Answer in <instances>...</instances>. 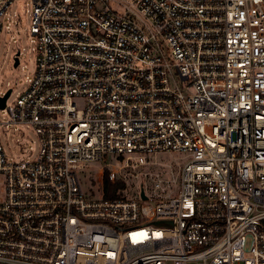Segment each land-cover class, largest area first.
<instances>
[{"label":"built area","instance_id":"built-area-1","mask_svg":"<svg viewBox=\"0 0 264 264\" xmlns=\"http://www.w3.org/2000/svg\"><path fill=\"white\" fill-rule=\"evenodd\" d=\"M31 5L34 74L0 127L39 150L0 142V264H264V0ZM169 151L176 177L127 196L123 169ZM108 154L124 188L87 194L77 169Z\"/></svg>","mask_w":264,"mask_h":264},{"label":"rangeland","instance_id":"rangeland-1","mask_svg":"<svg viewBox=\"0 0 264 264\" xmlns=\"http://www.w3.org/2000/svg\"><path fill=\"white\" fill-rule=\"evenodd\" d=\"M31 0H14L5 13L0 16L2 24L0 33V94L11 89L7 102L11 103L17 95L24 91L29 79L33 77L36 66L35 40L29 32ZM17 49L21 50L19 65L13 66V56ZM79 106L83 105V99L77 98ZM7 119V113L0 109V121ZM0 142L8 161L28 159L36 157L39 150L38 138L35 132L29 128L9 125L0 127ZM189 158L188 151H169L150 153L149 162L132 169H123V172H131L127 177V196H136L141 184L146 189L153 191V180L158 174L164 180H172L176 177L178 168ZM117 154H108L105 161L81 163L77 169L81 187L88 193L103 192L104 162L112 163L116 167L124 162L120 161ZM136 174V177L134 176ZM151 174V175H150Z\"/></svg>","mask_w":264,"mask_h":264},{"label":"trees","instance_id":"trees-1","mask_svg":"<svg viewBox=\"0 0 264 264\" xmlns=\"http://www.w3.org/2000/svg\"><path fill=\"white\" fill-rule=\"evenodd\" d=\"M103 184V195L105 197H114L120 194V190L124 188L125 183L121 180L109 181L107 177V170H104Z\"/></svg>","mask_w":264,"mask_h":264},{"label":"water","instance_id":"water-1","mask_svg":"<svg viewBox=\"0 0 264 264\" xmlns=\"http://www.w3.org/2000/svg\"><path fill=\"white\" fill-rule=\"evenodd\" d=\"M19 55H20V49H17L14 54V58H13L14 67H17L19 65ZM10 92H11V89H7L5 93H3L2 95L0 94V109L4 108L6 99L9 96ZM140 195L142 198H145L143 190H141ZM156 223L158 224L159 222H156Z\"/></svg>","mask_w":264,"mask_h":264},{"label":"flooded vegetation","instance_id":"flooded-vegetation-1","mask_svg":"<svg viewBox=\"0 0 264 264\" xmlns=\"http://www.w3.org/2000/svg\"><path fill=\"white\" fill-rule=\"evenodd\" d=\"M13 58H14V56H13Z\"/></svg>","mask_w":264,"mask_h":264}]
</instances>
